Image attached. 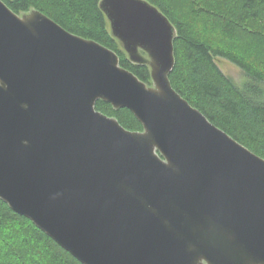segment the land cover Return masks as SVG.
Returning a JSON list of instances; mask_svg holds the SVG:
<instances>
[{"label": "water", "instance_id": "obj_1", "mask_svg": "<svg viewBox=\"0 0 264 264\" xmlns=\"http://www.w3.org/2000/svg\"><path fill=\"white\" fill-rule=\"evenodd\" d=\"M99 9L151 84L115 51L0 0V200L81 264H264V159L174 90L165 14L147 0Z\"/></svg>", "mask_w": 264, "mask_h": 264}, {"label": "trees", "instance_id": "obj_2", "mask_svg": "<svg viewBox=\"0 0 264 264\" xmlns=\"http://www.w3.org/2000/svg\"><path fill=\"white\" fill-rule=\"evenodd\" d=\"M2 1L17 14L38 10L68 32L115 51L122 67L151 84L149 68L131 63L110 35L108 22L99 9L100 0ZM147 1L165 14L176 30L175 64L169 74L174 90L212 124L264 159V70L235 49L212 45L195 32L190 22L174 11L167 0ZM205 1L212 3L221 30L228 37L240 33L243 24L264 22V0ZM217 58L240 68L247 80L241 86L235 85L219 69ZM95 108L114 117L129 131L142 130L139 121L126 108L115 110L102 101H97ZM0 247L3 264H81L29 219L13 212L1 200Z\"/></svg>", "mask_w": 264, "mask_h": 264}, {"label": "rangeland", "instance_id": "obj_3", "mask_svg": "<svg viewBox=\"0 0 264 264\" xmlns=\"http://www.w3.org/2000/svg\"><path fill=\"white\" fill-rule=\"evenodd\" d=\"M167 1L174 11H177L190 22L195 32L207 39L212 45L235 49L248 57L254 66L264 70V22L243 24L240 33L228 37L221 30L219 17L211 2L205 0ZM216 63L221 72L235 85L241 86L247 80L243 71L231 62L217 58ZM0 255H2V251H0ZM0 259L2 258L0 257ZM3 263L5 261L2 259L0 264Z\"/></svg>", "mask_w": 264, "mask_h": 264}]
</instances>
